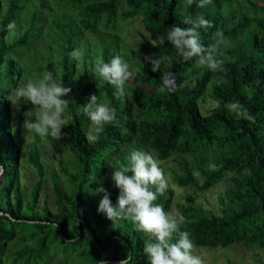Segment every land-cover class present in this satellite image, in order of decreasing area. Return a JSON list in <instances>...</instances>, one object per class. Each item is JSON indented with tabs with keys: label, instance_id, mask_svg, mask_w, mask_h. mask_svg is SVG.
<instances>
[{
	"label": "trees",
	"instance_id": "16d2710c",
	"mask_svg": "<svg viewBox=\"0 0 264 264\" xmlns=\"http://www.w3.org/2000/svg\"><path fill=\"white\" fill-rule=\"evenodd\" d=\"M29 1L0 0V264H48L52 259L60 263L73 256L76 264H119L128 253L132 264H148L143 252L147 237L136 232L131 222L120 219L114 225L97 211L103 194L95 189L101 183L113 204L117 203L119 189L111 179L110 164L126 163L133 149L151 152L162 168V161L172 159L167 169L173 180L197 192L216 184L221 187L217 212L196 207L189 194L173 201L172 190L157 200L166 211L174 207L186 218L181 230L191 233L196 247L241 244L264 249V0H211L204 8L197 6L198 0L190 5L187 0H51L56 11L32 10L21 32L8 39V30L14 29ZM198 15L212 24L199 30L205 47L216 43L217 30L224 33L218 55L224 61L222 71L198 65L196 57L184 61L166 41L173 25L190 27L182 21ZM134 18H139L144 32L127 30L123 49L130 56H122L138 75L130 83L131 94L117 98L116 88L90 71L87 54L78 67L69 53L89 32L100 41L105 36L107 44L95 56L109 61L119 50L117 22L128 25ZM44 37L46 46L57 50L53 56L44 55L45 71L70 88L74 74L81 70L82 82L77 94L71 89L66 97L72 101L65 112L68 125L63 142L69 162L58 160L60 173L48 170L37 144H31L27 159L37 180L24 197L19 158L23 122L31 118L26 113H31L32 105L22 100L13 107L7 96L22 80L42 76L29 62L21 63V58ZM140 50L161 56V70L153 72L151 63L139 56ZM166 70L184 86L161 92L160 77ZM92 94L101 95L100 101L117 112V123L105 125L99 134L91 130L83 114ZM233 101H239L255 121L229 112L225 104ZM90 135L96 138L90 140ZM209 164H216L217 170L210 171ZM194 171L199 178H194ZM47 176L57 210L37 205ZM11 242L19 244L15 247ZM260 263L264 264V258Z\"/></svg>",
	"mask_w": 264,
	"mask_h": 264
},
{
	"label": "clouds",
	"instance_id": "9594fccd",
	"mask_svg": "<svg viewBox=\"0 0 264 264\" xmlns=\"http://www.w3.org/2000/svg\"><path fill=\"white\" fill-rule=\"evenodd\" d=\"M187 3L190 5L193 0H187ZM209 3L211 0H198L197 6L204 8ZM182 23L190 27L173 25L167 33L166 41L171 42L184 61L196 57L198 65L206 66L213 72L222 71L224 61L219 59L218 55L220 45L225 43L223 31L217 30L216 43L205 47L200 41L199 30L211 27V22L203 15H198L195 18L186 17ZM69 55L79 63L86 52L77 48ZM145 60L151 63L153 72L161 70V56L156 57L153 54L145 56ZM88 62L90 71L98 80L116 88L114 94L117 98L126 94V85L138 75V71L132 69L120 54L107 62L102 55L95 56ZM41 75L39 80H22L18 87L9 91L7 99L16 107H19L22 100L30 101L34 105L35 115L28 112L26 116H34L35 121L25 119L23 122L27 133L34 132L42 138L50 136L59 141L64 136L62 129L68 125L65 112L72 101L66 97L71 88L65 87L63 81L58 82L51 71H44ZM160 80L161 92H175L184 86L177 84L172 71H163ZM100 96L92 94L89 102L83 106V114L88 117L91 130L97 134L103 131L105 125L117 123L115 107L107 102H100ZM225 108L248 121H255V117L239 101L229 102L225 104ZM12 131L15 132V128ZM95 138L89 136L90 140ZM110 166L113 169L111 179L119 189L117 203L113 204L111 194L101 183L95 189L96 194H103L98 203V213L105 215L114 225L118 220L125 219L133 224L136 232L147 237L144 240L143 252L147 256L148 264H205L204 259L195 254L196 245L191 239V233L181 230L186 218L179 211H166L164 205L157 202L158 198L169 190L170 185L154 155L149 151L133 149L126 157V163H121L118 167L111 164ZM208 168L215 171L217 165L209 164ZM2 171L0 167V173ZM193 176L199 178L200 173L194 171ZM132 261L133 257L128 253L119 264H132ZM100 264L108 262L101 261Z\"/></svg>",
	"mask_w": 264,
	"mask_h": 264
},
{
	"label": "rangeland",
	"instance_id": "374dc122",
	"mask_svg": "<svg viewBox=\"0 0 264 264\" xmlns=\"http://www.w3.org/2000/svg\"><path fill=\"white\" fill-rule=\"evenodd\" d=\"M54 3L51 0H30L29 3L25 6V9L23 13L20 16V20L15 22L14 29H9L6 37L8 39H11L13 36H16L21 32L22 28L25 27V25L28 22V17L31 15V11L34 9L43 8V13H53L56 11V8L53 6ZM262 5H264V1H262ZM132 22H130L128 25L123 24V22L118 21V28L114 31L116 36H118V44H119V50L118 54H127L130 56V53L125 51L123 49V43L128 41L129 35L127 34V30L130 29H140L143 30V26L139 20V18L130 19ZM46 29H49V25L46 24ZM102 40L100 41L97 36L94 33L85 32L82 35V38L80 40V44L77 48H82L86 51L88 60L95 57V52L99 51L101 46L106 45L107 41L105 40V36H102ZM53 41V40H52ZM46 39L45 37L41 42H35L33 43L29 50L25 52L23 58H21V63L30 64L33 71H36L39 74H42L45 71V61L43 59L44 55H54V53L57 51L55 48H49L46 46ZM134 44H136V40H133ZM96 45V47H94ZM133 45V44H132ZM95 48V49H94ZM149 52V54L147 53ZM140 50L138 52L139 56L142 60H145V56H150V50L149 51ZM27 57V60L25 58ZM26 61V62H25ZM81 62V61H80ZM80 62L77 63V66L80 67ZM55 66H57V63L55 61ZM33 78H30L32 80H39L42 78V76L33 75ZM76 78V79H74ZM3 81L2 75L0 74V82ZM82 82V72L81 70L76 71V73L73 76L72 79V86L70 87L72 89L73 94H77L80 83ZM134 80L130 81L126 85V92H128V95L130 93V89L132 88V83ZM101 102V101H100ZM209 103V102H207ZM29 105H32L31 114L35 115V109L34 105L28 101ZM12 105V103H11ZM14 107V105H12ZM210 104H208V107ZM13 110V118L12 122L15 123L17 121L16 113L14 108ZM66 121L67 117L65 116ZM35 121V117L32 116L30 118ZM66 126L62 129V132L64 133V136L59 141L48 137H40L36 133H27L26 129L23 131V138H22V144H21V150H20V191L24 197H26L30 191L32 185L37 180V174L35 172L34 167L28 162V151L30 149L31 144L34 142L37 144V147L39 151L42 154V160L45 162L46 167L48 170H54L58 173L59 172V161L62 160L63 163L69 162V158L66 152V148L64 146V140L67 137V133L65 131ZM58 145H57V144ZM161 163L160 161H158ZM163 163V169L165 172V175L169 181V190H172L173 192V201L175 200H182L183 197L187 194L192 195V197L195 199L193 204L198 207L201 206L203 208H206L207 210H210L212 212H217L219 209V193L221 190V187L219 184L214 185L209 190L205 192H197L194 188L188 187L187 185H184L181 182H176L172 178L171 172L167 169L168 166L173 165L172 159L169 161H162ZM59 178L63 179V177L59 174ZM64 184V183H63ZM44 204H47L52 210H57L58 205L55 202V197L51 193V181L49 177L47 176V181L43 184L40 194L38 197V207H43ZM169 211L175 212V208L171 207ZM13 244V246H17L19 243L11 242L10 245ZM9 249H12L10 247ZM109 250H112L111 247H109ZM195 254L200 255L204 261L205 264H261L260 261L264 258V249H256L252 246H243L241 244L233 245L230 248H202V247H196L195 248ZM257 256L260 257V261L258 260ZM144 257H141L143 259ZM75 257H71L66 262H60L57 263L58 259H52L51 262L48 264H76ZM116 262V261H114ZM4 264H9V262H5Z\"/></svg>",
	"mask_w": 264,
	"mask_h": 264
},
{
	"label": "water",
	"instance_id": "95a60500",
	"mask_svg": "<svg viewBox=\"0 0 264 264\" xmlns=\"http://www.w3.org/2000/svg\"><path fill=\"white\" fill-rule=\"evenodd\" d=\"M0 167H2L1 164H0ZM2 169H3V167H2ZM2 173H3V171H2ZM2 173H0V175H1ZM1 213H2V212H0V214H1ZM80 222H81V219L78 220L79 226H80ZM99 264H100V263H99Z\"/></svg>",
	"mask_w": 264,
	"mask_h": 264
}]
</instances>
